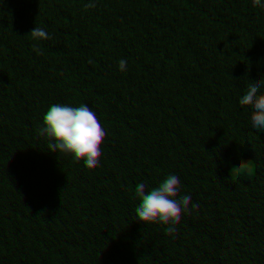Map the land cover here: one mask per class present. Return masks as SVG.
<instances>
[{"label":"trees","instance_id":"trees-1","mask_svg":"<svg viewBox=\"0 0 264 264\" xmlns=\"http://www.w3.org/2000/svg\"><path fill=\"white\" fill-rule=\"evenodd\" d=\"M25 8L37 17L31 42L17 47L0 34V232L12 233L0 264H152L143 241L163 253L160 264H203L209 253L214 264H264V65L253 42L225 31L246 10L264 13V0H224L211 19L171 0H0V23ZM158 23L223 48L216 84L193 77L194 99L212 88L222 102L177 113L157 106L162 126L143 133L108 129L101 118L123 110L118 89L160 94L163 83L125 79L106 41L118 31L129 47L144 43ZM48 96H78L87 114L63 118ZM186 129L199 133L196 155L183 190L171 193L147 173L146 152ZM56 147L61 158L50 155ZM141 183L156 184L157 195L137 197ZM156 209L173 213L172 228L160 227Z\"/></svg>","mask_w":264,"mask_h":264},{"label":"clouds","instance_id":"clouds-1","mask_svg":"<svg viewBox=\"0 0 264 264\" xmlns=\"http://www.w3.org/2000/svg\"><path fill=\"white\" fill-rule=\"evenodd\" d=\"M224 0H171L175 8H191L197 15L206 19L213 18L221 9ZM37 19L31 8H25L22 13H12L9 18L0 23V34L10 42L23 47L29 44L32 36L30 27ZM226 33L233 40L246 39L254 43L252 53L257 64L264 65V13L255 8L246 10L239 18H233L225 28ZM129 37L122 32H112L106 41V46L113 49L111 63L122 65V75L130 82L148 81L155 84L163 83L160 94L149 87H141L135 91L120 88L116 92L115 103L122 109L111 107L101 118L108 129L123 127L130 131L143 133L158 129L162 126L160 116L156 114L157 106L177 113L181 107L188 109H205L222 102L221 94L212 88L204 89L203 98H193V77L199 76L216 84L219 73L223 71L224 50L220 46H210L200 39H191L184 31H168L164 23H158L151 30V39L140 44L127 46ZM154 42V43H153ZM238 71L247 72L248 67L243 60L239 61ZM224 83H230L225 76ZM50 108H56L59 115L66 119H75L77 114H87V107L82 104L80 97L69 98L48 96L44 101ZM199 133L186 129L167 142L149 148L146 157L151 161L147 166V173L153 181L165 186L171 193L183 190V182L191 162L196 155V145ZM63 148L56 147L50 155L55 158L63 156ZM214 166L204 165L203 178L207 181L214 179ZM132 192L139 198L145 195L149 198L157 195L154 183H141L133 187ZM168 208L175 209V197ZM164 219L160 227L164 230L172 228L175 223L173 213L160 212ZM5 223L0 213V225ZM12 235L10 231L0 232V245L8 242ZM152 264H160L163 253L149 241H143ZM138 255H143L139 252ZM215 256L209 253L203 257V264H214Z\"/></svg>","mask_w":264,"mask_h":264}]
</instances>
